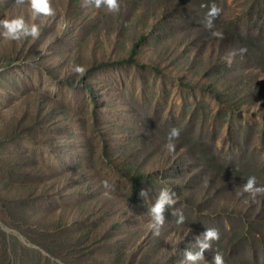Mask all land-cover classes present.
Instances as JSON below:
<instances>
[{
	"label": "rangeland",
	"instance_id": "obj_1",
	"mask_svg": "<svg viewBox=\"0 0 264 264\" xmlns=\"http://www.w3.org/2000/svg\"><path fill=\"white\" fill-rule=\"evenodd\" d=\"M119 2L50 0L37 40L0 37V264H188L206 228L220 239L198 264H264V196L242 190L264 185V0ZM16 15L32 22L0 0ZM164 187L186 221L168 209L156 236Z\"/></svg>",
	"mask_w": 264,
	"mask_h": 264
},
{
	"label": "clouds",
	"instance_id": "obj_2",
	"mask_svg": "<svg viewBox=\"0 0 264 264\" xmlns=\"http://www.w3.org/2000/svg\"><path fill=\"white\" fill-rule=\"evenodd\" d=\"M88 3L94 5L97 9L106 8L109 13L116 14L120 11L121 5L119 0H87ZM15 4L18 6H26L29 9L30 20L29 22L23 15H16L11 18L5 17L0 19V37H3L6 41L19 42L27 38H31L33 41L37 40L40 36L39 24L35 21L41 18H48L55 16V10L51 6L50 0H15ZM223 12L222 7L217 6L215 3L211 5L205 17V27L209 30L214 28V22L221 16ZM211 35L214 37L223 38V34L219 31H211ZM247 52L246 48H241L239 53L243 55ZM236 55L235 52L231 53L227 58V63L231 65L232 57ZM72 71L79 77L83 78L87 72V69L83 65H74ZM177 103H180L178 100ZM180 130L176 127L170 129L166 136L165 148L169 152H175L177 141L180 138ZM103 186L107 189L110 187L108 181H103ZM243 193H247L253 201L258 196H264V185H258L257 178L249 176L246 182L242 185ZM139 197L144 200L149 198V192L146 189H141ZM177 198L175 192L169 188L164 187L158 193V196L149 209V216L151 217L150 228L153 234L160 235V230L163 228L166 220L165 213L168 209H172L171 215L176 218V225H183L186 221V217L181 209H177ZM220 239L219 231L216 228H206V230L198 235L196 240L197 251L190 249L184 252L185 261L188 264H198L199 261L204 260V252L212 249V244ZM213 264H224V257L221 253L215 252L213 257Z\"/></svg>",
	"mask_w": 264,
	"mask_h": 264
},
{
	"label": "trees",
	"instance_id": "obj_3",
	"mask_svg": "<svg viewBox=\"0 0 264 264\" xmlns=\"http://www.w3.org/2000/svg\"><path fill=\"white\" fill-rule=\"evenodd\" d=\"M264 34V33H263ZM252 37H250V39H251ZM255 39V38H254ZM258 47L260 48L259 49V53L261 52V57L263 58V60H264V43L263 44H261V45H258ZM261 50V51H260ZM130 61H134V57H133V53L130 55V57L128 58ZM262 168H264L263 166H262ZM141 177V176H140ZM140 177H138V178H140Z\"/></svg>",
	"mask_w": 264,
	"mask_h": 264
}]
</instances>
